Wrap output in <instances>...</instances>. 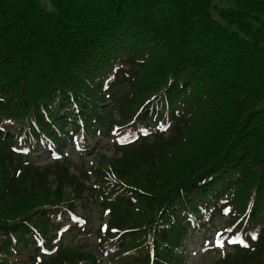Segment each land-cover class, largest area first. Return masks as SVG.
Returning <instances> with one entry per match:
<instances>
[{
  "label": "trees",
  "instance_id": "obj_1",
  "mask_svg": "<svg viewBox=\"0 0 264 264\" xmlns=\"http://www.w3.org/2000/svg\"><path fill=\"white\" fill-rule=\"evenodd\" d=\"M221 216L264 264V0H0V264H184Z\"/></svg>",
  "mask_w": 264,
  "mask_h": 264
},
{
  "label": "rangeland",
  "instance_id": "obj_2",
  "mask_svg": "<svg viewBox=\"0 0 264 264\" xmlns=\"http://www.w3.org/2000/svg\"><path fill=\"white\" fill-rule=\"evenodd\" d=\"M151 130H153L150 127ZM97 141V144L95 146V143ZM75 149V150H73ZM104 152L106 155H111L113 153V146H112V139L111 138H99L95 137L94 139H91L87 142L86 150L83 152V158L87 164H92L95 162L97 158V150ZM80 150L71 147H67L64 149V153L72 156L73 159H78V154H80ZM35 160H39L41 162L45 160H49L47 158V154L45 152L39 151L38 155L35 156ZM78 205L79 202H76ZM78 211H81L79 207H77ZM86 215L88 216L89 225L92 226L94 229L97 228L98 224H103L107 217L102 215L98 205L91 204L86 212ZM226 220V217H219L214 220V226L209 227L207 225L206 231H199L194 234L193 239L190 240L185 244L184 250L186 252L187 259L184 264H213L217 259H219L222 256L223 250L225 249V246L223 244V247H221L216 239L214 238L213 231L218 228L223 221ZM69 225H71L70 222H64L63 228L61 231H63V242L65 244H77L79 242V238L72 239L71 235L66 234L65 231L68 229ZM88 239H93V236L90 235ZM207 239V241H206ZM210 239L212 242H210ZM217 243V244H216ZM98 264H114L109 259H106L105 257H102Z\"/></svg>",
  "mask_w": 264,
  "mask_h": 264
},
{
  "label": "snow or ice",
  "instance_id": "obj_3",
  "mask_svg": "<svg viewBox=\"0 0 264 264\" xmlns=\"http://www.w3.org/2000/svg\"><path fill=\"white\" fill-rule=\"evenodd\" d=\"M252 238H253V239H256V236H255V235H253V237H252ZM241 243H243V241H241ZM220 246H221V247H223V244L221 243V245H220ZM244 246H245V247H248V245H247L246 243L244 244Z\"/></svg>",
  "mask_w": 264,
  "mask_h": 264
}]
</instances>
